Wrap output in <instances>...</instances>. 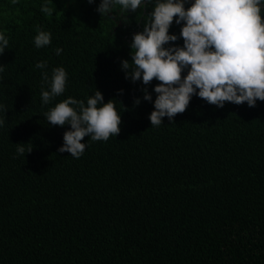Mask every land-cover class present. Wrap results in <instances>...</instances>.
<instances>
[{
  "label": "trees",
  "instance_id": "trees-1",
  "mask_svg": "<svg viewBox=\"0 0 264 264\" xmlns=\"http://www.w3.org/2000/svg\"><path fill=\"white\" fill-rule=\"evenodd\" d=\"M43 2L0 0L9 39L0 55V264H264V101L220 108L193 96L183 113L151 126L143 89L159 81L125 79L121 61H131L155 0L105 17L100 0H50L52 15ZM38 28L51 32L49 46H34ZM179 32L173 23L170 33ZM60 66L65 92L42 105V74L50 80ZM96 89L113 99L120 132L86 136L80 158L58 152L70 126L43 114Z\"/></svg>",
  "mask_w": 264,
  "mask_h": 264
},
{
  "label": "clouds",
  "instance_id": "clouds-1",
  "mask_svg": "<svg viewBox=\"0 0 264 264\" xmlns=\"http://www.w3.org/2000/svg\"><path fill=\"white\" fill-rule=\"evenodd\" d=\"M17 2L12 0L13 4ZM49 2L44 0L40 11L52 15ZM187 2L155 0L143 30L133 35L131 61H121L125 79L133 83L141 81L145 86L154 79L159 81L152 88L157 94L154 100L152 92L147 87L143 89L142 99L154 106L148 117L151 126H159L164 117L172 120L183 113L193 96L220 108L225 102L237 105L247 102L253 107L258 100L264 101V0H191L185 7ZM142 5L145 0H100L96 11L105 17L114 11H135ZM173 23L180 26L179 34L170 33ZM181 39L183 44H177ZM51 42V32L38 28L34 46L39 49ZM6 48L9 39L0 30V55ZM62 51L59 47L55 49L56 55ZM46 65V61H40L35 67L44 69ZM42 78L48 86L41 89V103L48 105L65 92L68 74L60 66L52 69L50 80L47 72ZM118 92L123 94L124 90ZM134 103L139 105L141 98ZM3 107L0 105V109ZM43 115L50 125L70 126L63 134L58 152H68L74 158L83 155L87 141H82L86 136L92 141H107L121 130V114L113 99L105 103L98 89L86 101L69 96ZM3 123L0 120V126ZM16 152L25 153L23 144H17Z\"/></svg>",
  "mask_w": 264,
  "mask_h": 264
},
{
  "label": "water",
  "instance_id": "water-1",
  "mask_svg": "<svg viewBox=\"0 0 264 264\" xmlns=\"http://www.w3.org/2000/svg\"><path fill=\"white\" fill-rule=\"evenodd\" d=\"M147 1V0H146ZM146 1H145V3H146ZM188 2H191V0H188Z\"/></svg>",
  "mask_w": 264,
  "mask_h": 264
}]
</instances>
